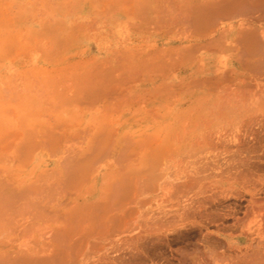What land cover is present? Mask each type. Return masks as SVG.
Returning <instances> with one entry per match:
<instances>
[{
	"label": "rangeland",
	"instance_id": "obj_1",
	"mask_svg": "<svg viewBox=\"0 0 264 264\" xmlns=\"http://www.w3.org/2000/svg\"><path fill=\"white\" fill-rule=\"evenodd\" d=\"M111 1L0 0V146L3 144L4 148L0 149V174L4 175L0 178L8 177L15 184L25 182L21 187L18 184L16 191H23L27 187L26 183L30 182L41 183L42 187L49 188L48 191L54 186L51 193L57 196L53 202L67 207L69 202L72 203V196L69 194L73 190L70 191L72 186L66 184L70 179L66 177V181L63 177L77 178L76 174L80 175L83 171L71 172L74 166L85 169L84 166L96 167L93 166L95 163L106 162L105 176L109 174L110 180L116 179L115 173L123 170L119 175L128 176L130 180L134 176V182L138 179L135 176H140L139 179L145 180L140 181L141 186L151 185L150 189L166 187L165 182L169 184L173 182L172 179L183 176L208 181L207 188L210 190L214 189L210 182L230 175L234 160H264L262 132H255L256 138H251L254 130L251 128V131L243 123L237 132L234 121L233 125L231 122L232 116L229 117L232 112L228 114L227 120L223 119L226 116L222 111L226 110L225 115L232 111L226 109L230 102L221 111L222 114L219 113L226 104L220 106L222 102L217 93L204 94L200 89H191L192 85H188V73L179 72V67L175 68V62L166 63L165 70H162L165 71V76L163 79L160 76L157 78L159 70L154 62L156 56H167L166 58L173 61L180 55L178 52L158 54L157 51L179 46L178 41H184L189 33L183 20H178L180 17L177 14L169 13V2L161 0L163 4H160V0ZM161 36H164L163 41ZM162 42L167 43L163 45ZM107 77L110 81L119 78L126 83L111 85L119 88L116 93L121 92L124 100L119 94L107 93L100 100L90 97L83 102L87 104L85 106L74 105L75 97L88 98L86 91L91 88L92 81L96 79L109 82V79H105ZM90 79L93 80L90 82ZM106 82L100 87H111ZM110 95L121 97V100H110ZM86 106L87 108H83ZM216 115L224 117L219 118ZM241 122H245V118ZM93 125L91 134L100 139L98 146L95 144L96 149L92 150L94 145L90 144V147L84 149L88 145L81 140L70 143L61 141L64 134L89 131ZM116 129H122L120 134L114 131ZM248 130L250 136L246 134ZM117 134L120 136L115 137ZM15 135L19 139L14 140ZM238 135L241 137L236 138ZM39 140L44 142L48 152L41 156L42 161L30 160L31 150L19 153L18 156L16 143L20 142L19 145L22 146ZM11 141L14 144L6 151L5 148ZM69 148L77 152L80 149H84V152L87 150L95 162L87 160L90 163L78 164L79 160H74L68 161L70 166H65L68 163L59 159L66 157L63 152ZM114 152L119 155L112 156ZM121 153L125 158L122 159ZM8 154L16 156L17 159L3 160ZM109 154L111 158L108 157ZM52 161H57V165L51 164ZM42 162L44 163L41 165ZM117 162L121 165L118 163V166ZM107 171L109 172L106 173ZM111 171L114 172L113 175ZM106 179L108 180L106 177L100 183H115L105 181ZM124 184L122 183L123 187L129 189L130 182L127 186ZM175 185L177 186V181L171 186ZM171 186L168 185L167 189ZM37 197L35 201L42 202ZM63 198L67 199L62 200ZM72 205L73 203L69 204V207ZM35 214L30 215L33 216L32 219L18 221L16 226L8 225L9 228L5 229L12 227L8 232L3 228L0 232L4 233H0V237L4 234L5 237H11L14 234L12 237L19 238L18 234L25 233L26 227L30 231L27 223L31 227L32 224L35 225L34 230L30 231L31 234L27 232L25 237H36V223H39V219L34 218ZM11 231L12 233L7 234Z\"/></svg>",
	"mask_w": 264,
	"mask_h": 264
},
{
	"label": "bare ground",
	"instance_id": "obj_2",
	"mask_svg": "<svg viewBox=\"0 0 264 264\" xmlns=\"http://www.w3.org/2000/svg\"><path fill=\"white\" fill-rule=\"evenodd\" d=\"M166 2L171 5L169 13L177 14L180 17L178 20H183V25L189 33L184 40L186 44L179 40V46L157 51L158 54L161 52L180 54L173 61L169 57L166 58L167 56H156L154 62L156 69L159 70L157 78L165 76V71L162 70H165L166 63L175 62L177 65L175 68L179 67V72L188 73L190 78L188 85H192L191 89H200L204 94L217 93L222 102L220 106L226 104L218 111L219 113L230 102L229 108L226 109L232 111H228L227 115L226 110L222 111L226 118L223 115L216 117H224L223 119L227 120L232 116L231 122L233 125L234 121L237 132L243 123L247 124L251 131L254 130L251 132L253 135L250 134L251 138L256 136L255 132L256 134L262 132L264 136V0H165ZM165 11L167 12V9ZM180 15H183V18ZM163 40L164 36H161V41ZM164 43L167 42H162L163 45ZM146 59L149 60L148 57ZM110 78H105L109 79V82L90 79L92 86L86 91L88 98H72L74 105L85 106L87 104L83 102L90 97L94 96L100 100L107 93L121 96V92L116 93L119 88L112 86L125 82L119 78L110 81ZM103 82L112 86L104 89V86L100 87ZM82 84L87 85L83 82ZM121 97L110 95L109 99L118 102ZM122 98L124 100L125 97ZM244 118L246 123L241 122ZM93 130L94 125L89 131L66 133L61 137V141L70 143L81 140L88 145L84 149L90 147V144L94 145L92 148L94 150L100 139L91 134ZM121 130L114 131L119 133ZM247 132L249 135V130ZM119 136L117 134L115 137ZM17 138L18 135H15L14 140ZM259 139L257 138L258 141ZM12 141L5 145L6 151L14 144ZM19 143H16L15 147L18 156L19 153L31 150L30 160L42 161L41 156L46 155L47 147L40 140L22 146ZM2 145L1 150L4 149ZM71 149L63 152L67 158L59 159L68 163L65 166L69 165L68 161L79 160L78 164L93 161V156L87 150L84 152V149H80L81 151L77 152ZM84 153L86 155L89 153L90 156ZM116 153L114 152L112 156ZM124 156L121 153L122 159ZM13 159H17L16 156L8 154L3 160ZM51 164L56 166L57 161H52ZM93 166L96 167L84 166L83 169L74 166L76 171L72 168L71 172L81 173L83 170L82 173L76 174L77 178L73 179L69 176L63 177L65 179L68 177L70 181L66 179L65 182L67 186H72L68 188L70 191L73 190V193L69 194L72 196L71 207L70 202L67 207L58 206L53 202L57 196L51 193L54 186L48 191L49 188L42 187L41 183L30 182L26 183L27 187L23 188V191L18 188L20 192L15 189L19 185V187L25 185V182L20 181L18 185L14 183L15 181L7 179L8 177L0 178V231L4 228V231L8 232L12 228L5 229L8 225L16 226L18 221L32 219L33 216H30L32 213H36L34 218L39 219V223H36L38 224L36 237L30 236V231L34 230L35 225L32 224L31 227L30 223V225L27 223L30 231L23 227L25 233H19V238L12 237L14 234L11 237H8L9 235L5 237L6 234L0 237V264H264V160H234L230 175L214 179V182L209 183L214 189L210 190L207 188L208 181L183 176L176 177L175 180L169 179L173 182L169 184L165 182V188L162 186L164 184H161V188L150 189L151 185L146 187L147 185L142 183L145 186H141L140 181L145 180L139 179L140 176H135L138 179L134 182L132 180L134 176H129L132 178L130 180L128 176L124 178L123 174L119 175L123 170L121 172L118 170L119 173H115L116 177L113 176L116 179L118 176L117 181L114 178L110 180L109 174L105 176L106 162L95 163ZM112 173L114 174L111 171V175ZM106 177L108 180L105 181L115 183L101 184ZM175 181L177 186H171ZM129 182L131 184H128L129 189L123 187L122 183H125V186ZM168 185L174 189H167ZM31 194L33 196L30 197ZM35 196L42 202L40 200L36 202ZM64 198L62 200L67 199ZM27 232L30 233V237L28 235L25 237ZM10 233L12 231L7 234Z\"/></svg>",
	"mask_w": 264,
	"mask_h": 264
}]
</instances>
